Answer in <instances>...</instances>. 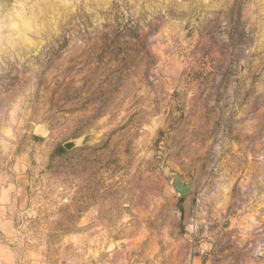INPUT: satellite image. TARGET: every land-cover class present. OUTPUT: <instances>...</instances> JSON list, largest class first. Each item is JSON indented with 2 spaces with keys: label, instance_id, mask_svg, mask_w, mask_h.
I'll return each mask as SVG.
<instances>
[{
  "label": "rangeland",
  "instance_id": "rangeland-1",
  "mask_svg": "<svg viewBox=\"0 0 264 264\" xmlns=\"http://www.w3.org/2000/svg\"><path fill=\"white\" fill-rule=\"evenodd\" d=\"M113 263L264 264V0H0V264Z\"/></svg>",
  "mask_w": 264,
  "mask_h": 264
},
{
  "label": "water",
  "instance_id": "water-1",
  "mask_svg": "<svg viewBox=\"0 0 264 264\" xmlns=\"http://www.w3.org/2000/svg\"><path fill=\"white\" fill-rule=\"evenodd\" d=\"M77 145L76 141H70L63 146L66 150H71ZM167 176L170 179L172 188L178 193L181 198H186L190 192V185L184 182L183 178L178 173L167 171Z\"/></svg>",
  "mask_w": 264,
  "mask_h": 264
},
{
  "label": "trees",
  "instance_id": "trees-1",
  "mask_svg": "<svg viewBox=\"0 0 264 264\" xmlns=\"http://www.w3.org/2000/svg\"><path fill=\"white\" fill-rule=\"evenodd\" d=\"M60 151H64L63 149H60Z\"/></svg>",
  "mask_w": 264,
  "mask_h": 264
},
{
  "label": "crops",
  "instance_id": "crops-1",
  "mask_svg": "<svg viewBox=\"0 0 264 264\" xmlns=\"http://www.w3.org/2000/svg\"><path fill=\"white\" fill-rule=\"evenodd\" d=\"M114 264V263H113Z\"/></svg>",
  "mask_w": 264,
  "mask_h": 264
}]
</instances>
